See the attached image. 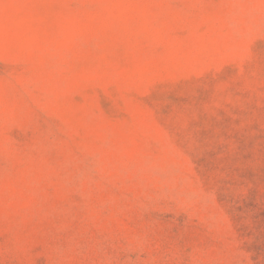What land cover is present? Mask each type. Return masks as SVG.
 Wrapping results in <instances>:
<instances>
[{
  "label": "rangeland",
  "instance_id": "obj_1",
  "mask_svg": "<svg viewBox=\"0 0 264 264\" xmlns=\"http://www.w3.org/2000/svg\"><path fill=\"white\" fill-rule=\"evenodd\" d=\"M0 264H264V0H0Z\"/></svg>",
  "mask_w": 264,
  "mask_h": 264
}]
</instances>
